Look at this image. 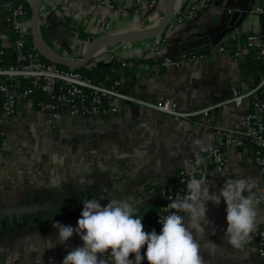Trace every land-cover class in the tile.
Wrapping results in <instances>:
<instances>
[{
	"label": "crops",
	"instance_id": "obj_1",
	"mask_svg": "<svg viewBox=\"0 0 264 264\" xmlns=\"http://www.w3.org/2000/svg\"><path fill=\"white\" fill-rule=\"evenodd\" d=\"M106 1L120 8H106L100 0H42L39 26L44 27L45 38L56 49L78 58L90 41L79 39L66 22L83 27L94 37L102 32L152 26L163 8V0L143 11H137L131 0ZM183 3L184 0H178L174 14ZM255 5L256 0H213L194 19L169 27L164 32L160 50L164 56L174 55L186 45L210 39L229 27L242 34L257 33L262 23L260 15L254 12ZM231 11H237L233 20L227 17ZM251 14L257 17V24ZM8 31L0 19L1 48L10 45ZM149 47V42L120 44L104 52L99 61L108 64L110 54L120 58L147 56V53L152 54ZM151 65L152 68H146L144 61L134 63L131 67L134 81L128 77L129 83L121 80L123 90L142 102L155 103L160 97H168L181 110L223 102L230 95L231 80L236 81L239 89H247L257 80L256 77L246 84L239 63L229 53H218L178 68ZM249 110L250 102L246 100L240 106L215 109L209 116L176 120L144 103L121 101L112 114L65 115L54 126H48L29 102L20 101L13 116L1 117L7 141L10 133L23 128L25 124L20 123L23 120L37 127V131L49 130L50 135H59L50 140L57 145V150L35 153L34 158L23 162L24 171L18 170L14 186L18 210L10 217V222L3 220L0 260L4 264H61L64 256L82 241L74 234L65 244L57 242L52 247L57 236L53 228L55 221L75 226L82 201L100 196L106 198L102 204L108 199L131 198L139 204L136 211L146 210L159 199L158 187L167 184L178 168L187 167L202 147L220 145L227 161L220 173L207 163L197 178L203 175L209 185L219 188L228 177H247L253 184V194L263 174L254 164L249 144L237 146L225 141L230 131L233 139L242 138L235 125ZM28 158L29 154H25L23 159ZM4 203L14 206L8 201ZM225 208L223 201L218 207L211 202L208 204L207 215L214 221L216 231L213 235L209 228L205 240L216 242L218 247L201 242L204 264H264V256L258 255L251 234L242 249L225 242ZM255 209L254 228L264 224V202Z\"/></svg>",
	"mask_w": 264,
	"mask_h": 264
},
{
	"label": "built area",
	"instance_id": "obj_2",
	"mask_svg": "<svg viewBox=\"0 0 264 264\" xmlns=\"http://www.w3.org/2000/svg\"><path fill=\"white\" fill-rule=\"evenodd\" d=\"M131 1L137 11H143L156 7L161 0ZM100 2L109 9L120 8V5L114 2L106 0H100ZM211 2V0H184L182 8L173 15L169 27L194 19ZM254 12L261 16V30L257 33L245 34L243 41H239L242 33L233 29L214 44L209 55L166 57L155 44L151 49V56L153 59L159 58L158 66L163 69L178 68L201 59L211 58L218 53H229L233 60L238 62L248 50H254L258 57L264 60V0H256ZM0 19L9 31L18 34V38L11 43L12 61L4 58L5 50L0 47V148L8 143L5 132L1 129V117H11L20 101L30 103L33 87L48 97L47 101L39 103V110H35L44 117L48 126H54L65 115L92 117L112 114L117 109V103L121 101L141 102L157 111L171 115L176 120H181L198 115L209 116L215 109L225 110L230 105L240 106L248 100L250 102L249 112L235 125V130L242 133V138L233 139L230 131L225 141L237 146L244 143L249 144L254 164L263 174L262 180L256 184L254 189L253 197L256 201L254 206L258 207L264 202V71L257 77L256 83L247 89H239L236 81L231 80L230 95L223 102L192 110H181L177 103L168 97H160L155 103L137 100L123 90L120 79L103 83L77 70L45 62L33 46L27 45L28 18L21 5L12 6L8 0L0 1ZM234 40L236 43H233ZM133 66L134 62L123 63L120 71H123V67ZM145 67L152 68L153 66L145 63ZM26 81L31 82L32 87L28 86ZM197 156L201 158L202 163L197 166L198 170L195 174H201L207 163H211L214 170L220 173L227 161L225 151L220 145L202 147L199 153L190 159L189 165L194 164ZM189 165L178 168L172 174L171 180L160 188L159 196L165 203L153 220L143 223L145 231H151L153 228L157 232L160 231L162 225L158 223L159 216L167 213L165 206L169 203L170 196L183 194L189 178ZM251 239L258 255L264 256V229L256 226L251 233ZM143 264H147V261L145 260Z\"/></svg>",
	"mask_w": 264,
	"mask_h": 264
},
{
	"label": "clouds",
	"instance_id": "obj_3",
	"mask_svg": "<svg viewBox=\"0 0 264 264\" xmlns=\"http://www.w3.org/2000/svg\"><path fill=\"white\" fill-rule=\"evenodd\" d=\"M202 163L199 156L189 165V178L183 194L169 197L167 213L159 216L160 231H145L144 216L134 215L139 207L131 198L84 199L75 226L60 221L53 223L57 242L65 244L74 234L82 244L69 251L61 264H204L201 256L205 245L216 242L205 240L208 229L216 228L208 215V204H226V228L223 239L235 249H242L254 230L256 209L247 177H228L222 186L209 185L205 176L195 175ZM51 247V248H52ZM143 249V251H142Z\"/></svg>",
	"mask_w": 264,
	"mask_h": 264
},
{
	"label": "water",
	"instance_id": "obj_4",
	"mask_svg": "<svg viewBox=\"0 0 264 264\" xmlns=\"http://www.w3.org/2000/svg\"><path fill=\"white\" fill-rule=\"evenodd\" d=\"M178 0H164L162 13L158 21L149 27L132 28L121 31H111L99 33L92 38L88 43L83 54L78 58H71L64 54L62 51L56 49L48 39L39 30L40 9L42 0H29L30 16L28 18V29L30 42L34 50L47 62L55 65L78 70L88 66L98 65L103 63L99 61V57L106 51H109L112 47L120 44H130L139 42H149V48H153L155 38L162 35L171 23L174 15V8ZM248 9L245 10L247 12ZM237 11L229 12L227 17H231L233 20ZM239 13V12H238ZM261 17V16H260ZM231 23H229V26ZM233 28L223 29L218 35L210 37V39H200L198 42H192L185 47L181 48L179 53L174 55H166V57L179 56L181 54H190L199 52L202 48L209 46L210 44H216L225 34L229 33ZM210 40V41H209ZM149 54V53H147ZM152 58V56H148ZM200 173H196L199 176Z\"/></svg>",
	"mask_w": 264,
	"mask_h": 264
},
{
	"label": "trees",
	"instance_id": "obj_5",
	"mask_svg": "<svg viewBox=\"0 0 264 264\" xmlns=\"http://www.w3.org/2000/svg\"><path fill=\"white\" fill-rule=\"evenodd\" d=\"M0 1H3V0H0ZM8 1H10V4L12 6L21 5L22 9L24 10V12L27 16V18H29L30 6H29V2L27 0H8ZM211 1H213V0H211ZM67 23L68 22H66L65 25L68 26V28L70 27L71 31L77 32L79 39L86 40V41L92 40L93 35L88 33L87 31H85L83 27H81V26H70ZM39 30L41 31V33L45 37L46 34L44 31V27L40 25ZM7 33L9 36L10 45L7 47H2V49H4L5 53H6L4 58L7 61H12L13 60V55H12L13 47L11 46V43H13L18 38V34L15 32H12V31H8ZM244 35L245 34H242L241 36H239V41H243ZM164 36H165L164 33H162V35L155 38L154 41L157 44L158 48H160V45H161V42H162V39L164 38ZM26 42H27V45L32 46V44L30 42V36H29V38H26ZM233 43H236V41L234 40ZM130 44H136V43H130ZM213 46H214V44H210L209 46L202 48L199 52L184 54V55L187 57L191 56V55H198V54L209 55L211 53ZM109 51H107V52H109ZM181 55H183V54H181ZM148 56H151V54H147V56L146 55L139 56V57H131L130 56V57H126V58H120L118 56L110 54L108 64L103 63V65H101V66H98V65L91 66L90 65L88 67L78 69L77 71H79L80 73H82L83 75H85L87 77L95 78L98 81H101L103 83H109L113 79H120V80L124 81L125 83H129V80H128L129 78H130V81H134V73L132 72V68L123 67V71H120L121 65L123 63H127V62L137 63L138 61H144L145 63H148V64H154V63L158 64L159 63V61H160L159 58L153 59V58H148ZM45 62H47V61H45ZM238 63H239V67L241 69L242 80L246 84H249V82L252 81L254 78L259 77L264 71V60L262 58L258 57V55L256 54V52L254 50L246 51L243 54L242 59H240L238 61ZM126 77H128V79ZM26 83L28 86L32 87L31 82L26 81ZM47 99H48V97L46 94H44L43 92L38 90L36 87H33L32 100L30 102V104L32 106V110H34V111L39 110V103L41 101H47ZM5 137H6V135H5ZM161 187L162 186L158 187V193H159V190ZM164 203H165V201L162 200L159 196V199L156 202H154L153 204H151L146 210H145V208H140L134 213V215L144 216L142 223H144L146 221H151L155 218V216L157 215V213L160 210V207ZM258 227H260L261 229H264V224H260V225H258Z\"/></svg>",
	"mask_w": 264,
	"mask_h": 264
},
{
	"label": "rangeland",
	"instance_id": "obj_6",
	"mask_svg": "<svg viewBox=\"0 0 264 264\" xmlns=\"http://www.w3.org/2000/svg\"><path fill=\"white\" fill-rule=\"evenodd\" d=\"M178 2V1H177ZM252 20L258 23L257 17L252 15ZM21 124H25L19 131L10 133L9 141L2 148H0V252H2V240H3V220L4 223L10 222V217L16 215L17 207V191L14 186L17 185V173L18 170L24 171L25 161L30 158H34L35 153H48L55 151L56 146L50 143V140L59 135L51 134L47 131H37V127L33 128L25 123V120L20 121ZM17 127V126H15ZM1 129L4 131L3 126ZM5 132V131H4ZM29 140V141H28ZM5 151V152H4ZM25 154H29L28 159H23ZM11 155V156H10ZM6 163H3V160ZM11 160V161H10ZM10 202L13 207L7 206L4 202ZM4 203V204H3ZM263 257V256H261ZM0 264H4V261L0 260Z\"/></svg>",
	"mask_w": 264,
	"mask_h": 264
}]
</instances>
